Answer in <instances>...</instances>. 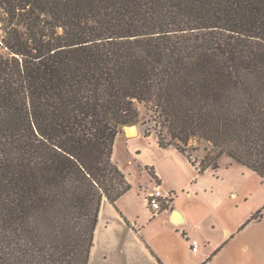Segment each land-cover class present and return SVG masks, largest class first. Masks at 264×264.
I'll list each match as a JSON object with an SVG mask.
<instances>
[{
	"label": "trees",
	"instance_id": "1",
	"mask_svg": "<svg viewBox=\"0 0 264 264\" xmlns=\"http://www.w3.org/2000/svg\"><path fill=\"white\" fill-rule=\"evenodd\" d=\"M139 104L264 181V0H0V264H89Z\"/></svg>",
	"mask_w": 264,
	"mask_h": 264
},
{
	"label": "crops",
	"instance_id": "2",
	"mask_svg": "<svg viewBox=\"0 0 264 264\" xmlns=\"http://www.w3.org/2000/svg\"><path fill=\"white\" fill-rule=\"evenodd\" d=\"M113 161L132 187L115 204L103 200L90 261L99 254L104 263L115 264L113 256H110V244L104 235L99 236L103 228L113 224L131 232L130 244H126L124 250L129 264H187L181 254V244L190 247L192 236L204 238V244L198 241L196 252L190 248L192 258L203 262L223 249L225 244L220 242L242 222L239 220L235 223L237 226L229 228L224 214V218H218L209 201L214 197V184L221 180L218 175L220 169L199 173L197 165L175 146L161 147L155 130L147 133L140 124L124 126L116 137ZM135 190L139 191L138 197H143L144 208L149 213L143 219L134 211L132 200H125ZM155 190L173 195L170 210L158 215H152L147 204L148 194ZM183 196L190 199L189 204L181 201ZM244 198V194L236 191L229 195L235 207ZM228 214H231V208ZM96 237L99 244H96Z\"/></svg>",
	"mask_w": 264,
	"mask_h": 264
},
{
	"label": "rangeland",
	"instance_id": "3",
	"mask_svg": "<svg viewBox=\"0 0 264 264\" xmlns=\"http://www.w3.org/2000/svg\"><path fill=\"white\" fill-rule=\"evenodd\" d=\"M139 109V121L130 125L140 124L149 130H160L159 120L162 118H159L158 114L149 106L139 104ZM197 144L194 143L193 148H189L187 151L192 159H201L205 154L206 143L202 142L198 149ZM219 169L218 175L221 180L214 184V197L209 201L218 218L226 217L224 220L229 228L237 226L235 223L239 220L242 222L231 234H228L224 241L220 242V244H225L223 249L203 262L192 258L191 246L189 247L187 244H181V254L187 264H264V181L243 165L233 163L228 156L222 157ZM231 191H236L240 195L244 194V201L240 202L237 207L232 202L233 200L229 199ZM137 193H139L137 190L131 192L125 200H132L134 211L143 219L149 213L144 208L143 197L141 195L138 197ZM181 201L189 204L190 199L183 196ZM230 208L231 214H228ZM259 209L261 212L257 214ZM252 215L254 217L250 219ZM102 235L106 238L107 244H110V256H113V263L129 264L124 250L125 245L130 244V230L113 224L106 229L103 228L99 236ZM194 238H199L197 240L200 244L205 243L204 238L200 236H192L190 242ZM89 262L90 264H109V262L104 263L102 255L99 254Z\"/></svg>",
	"mask_w": 264,
	"mask_h": 264
},
{
	"label": "built area",
	"instance_id": "4",
	"mask_svg": "<svg viewBox=\"0 0 264 264\" xmlns=\"http://www.w3.org/2000/svg\"><path fill=\"white\" fill-rule=\"evenodd\" d=\"M173 200L172 194H164L160 190L150 192L147 196V204L150 208L152 215H158L162 212L168 211L171 208ZM193 251H197L199 248L198 240L194 239L191 242Z\"/></svg>",
	"mask_w": 264,
	"mask_h": 264
},
{
	"label": "bare ground",
	"instance_id": "5",
	"mask_svg": "<svg viewBox=\"0 0 264 264\" xmlns=\"http://www.w3.org/2000/svg\"><path fill=\"white\" fill-rule=\"evenodd\" d=\"M96 244H99V240H98V238L96 237Z\"/></svg>",
	"mask_w": 264,
	"mask_h": 264
},
{
	"label": "water",
	"instance_id": "6",
	"mask_svg": "<svg viewBox=\"0 0 264 264\" xmlns=\"http://www.w3.org/2000/svg\"><path fill=\"white\" fill-rule=\"evenodd\" d=\"M130 128H131V127H130ZM128 131L131 132V129H129V127H128Z\"/></svg>",
	"mask_w": 264,
	"mask_h": 264
}]
</instances>
